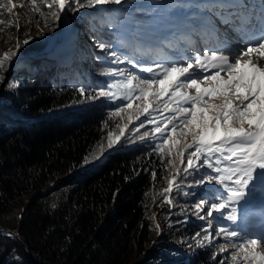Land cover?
<instances>
[{"label":"trees","instance_id":"obj_1","mask_svg":"<svg viewBox=\"0 0 264 264\" xmlns=\"http://www.w3.org/2000/svg\"><path fill=\"white\" fill-rule=\"evenodd\" d=\"M112 17L86 19L94 42L117 44L119 34L107 27ZM23 35L22 28L21 41ZM32 37L19 50L24 64L13 67L14 57L0 82V264H220L215 241L187 250L205 226L189 210L181 213L190 197L172 212L162 210L167 229L157 233L169 175L166 160L153 152L157 141L127 131L108 148L115 104L78 91L83 86L91 95L105 87L110 80L98 69L127 62L111 65L106 55L96 60L95 43L94 61L79 70L68 53L73 42L47 54L56 36ZM4 230L15 231L29 251Z\"/></svg>","mask_w":264,"mask_h":264},{"label":"snow or ice","instance_id":"obj_2","mask_svg":"<svg viewBox=\"0 0 264 264\" xmlns=\"http://www.w3.org/2000/svg\"><path fill=\"white\" fill-rule=\"evenodd\" d=\"M125 3L127 0H27V5H18L13 0H0V15L13 17L7 22L8 31H19L14 9L27 6L46 27L55 30L62 13ZM132 8L153 16L163 11L166 23L152 29L155 35L148 37L140 18L110 20L107 27L116 29L120 39L117 44L97 42L95 47L101 55L95 59L100 61L106 55L113 58L108 61L111 65L127 62L130 67H107L100 73L112 77L105 87L86 95L81 86L79 93L85 99L104 98L115 104L109 112L115 124L107 133L108 148L127 131L138 133L151 126L140 139L158 141L153 152L167 162L163 202L177 207L171 193L195 196V191L186 189L208 186L203 189L205 198L192 205L193 214L205 222L192 238L197 247L223 238L227 243L219 246L216 255L228 252L230 245L231 261L264 264V233L247 234L232 228L239 219L241 201L257 193L264 197V0L258 4L249 0H167ZM32 23L28 21L26 31ZM35 24L43 33L39 21ZM4 25L5 20L0 19V31L5 30ZM221 30L243 38L245 46L238 51L230 48L227 37L221 40ZM194 37L203 42L202 47ZM33 39L28 36L21 41L16 37L15 50L0 54V82L9 62ZM229 52L233 55L226 54ZM7 87L15 89L18 85L9 83ZM134 100L140 101L135 108ZM134 120L139 123L133 124ZM129 125H133L131 129ZM177 132L180 138H174ZM103 151L101 146L100 153ZM202 169L206 171L201 173ZM151 175L155 181L156 171ZM180 211L186 208L180 206ZM213 220L219 223L215 236ZM155 229L159 234V223Z\"/></svg>","mask_w":264,"mask_h":264},{"label":"rangeland","instance_id":"obj_3","mask_svg":"<svg viewBox=\"0 0 264 264\" xmlns=\"http://www.w3.org/2000/svg\"><path fill=\"white\" fill-rule=\"evenodd\" d=\"M14 3L16 4H25L27 5V0H13ZM167 0H127V3L123 5H115V4H106V5H96L94 7H86L80 9L78 12L72 13V12H67V13H62L61 14V21L59 22V27L55 28L53 30L50 27H46L44 25L43 20L39 17V15H32V18L30 17L31 12L28 10L27 6L25 8H16L14 9L15 17L14 19L18 21L20 25L19 31H16L15 28H13L11 31L7 30V22L9 19H13V17H10L7 13H4L0 15V19L5 20V25L3 26L5 28L4 31H0V54H2L5 51L12 50L15 45H13L12 41L18 35H20V31L22 28L24 29V37L28 36H40L44 42L47 40H51L53 36H56V41L55 43L52 44V46L48 49L47 54H52L54 53L61 45L67 46L69 43L73 42L71 49L68 51L69 55L72 57H76L79 61V70H82V68L85 67L86 62L90 63L94 61V57L92 54L93 50V45L96 43L94 42V36L91 35V30H90V24L86 19L90 16L91 18H96V19H102L105 18L106 16L115 18L118 15L122 16H134L137 18L142 19L146 26V35L148 37H152L155 35V33L152 31V29H160L164 23H166V16L164 15L163 11L160 13L156 14L153 16L152 14H146V13H141V12H136L132 8V5H141V4H155V3H166ZM47 11V9H44ZM69 20V28L66 31V33L59 38L60 31L62 30L63 27V20L67 19ZM28 21H33V23L30 25V30L26 31L25 25L28 23ZM39 21L40 27L44 29L43 33L39 31V29L36 27L35 22ZM221 40H223L225 37H227L228 41V46L232 49L239 50L240 48H243L245 45H242V40L240 38H237L235 34L231 32H224L221 30L220 33ZM197 46L202 47L203 42L200 41L198 38H193ZM167 51V50H166ZM168 55H173V53L168 52ZM228 55H233V53L229 52L226 53ZM46 55V54H44ZM48 56V55H47ZM69 62V61H67ZM24 64V58L17 56L15 58V61L13 62V67L17 66H22ZM71 65V64H69ZM121 67H130L128 64L125 66ZM107 67H101L99 68V72H102V70L106 69ZM34 67L28 68V71H34ZM147 75V74H145ZM106 79H109L110 81L112 80V77L107 76ZM109 81V82H110ZM137 104H140L139 100H134L133 101V107ZM143 120L144 117H141ZM138 123V121H135L133 124ZM151 126H148L150 128ZM170 127V126H169ZM148 128L141 129L140 132L136 133L138 138L140 139L141 134L148 130ZM174 138H180L179 137V132L174 133ZM149 140V138L145 139ZM158 143L155 142V144ZM206 170L202 169L201 173H204ZM192 180L193 178L190 177ZM199 178V177H197ZM208 186L205 185L202 188H196V189H186L190 193L192 191H195L196 195L192 196L191 194L188 196L182 195L180 192L176 197H173V194L170 196L171 198H174V203L176 204L177 202H184L187 197L189 199V202L185 204L186 209L189 210V213L191 214L192 217H195L193 214L192 210V205L197 203L199 199H204L205 195H203V189L207 188ZM181 197V198H180ZM159 207H161V210L158 212L157 218L161 220L160 226L162 230H166L167 226L165 225V221L162 218V210H167L168 212H172L174 207L170 206L169 204H159ZM207 211V207H205V212ZM167 212V213H168ZM216 216V213L213 214ZM239 219L236 222V225H232V228L237 231H242L247 234H258V233H264V197L261 196L260 193L255 194L252 196L250 199L247 201H241L239 205ZM205 224V222L203 221ZM225 223H230V222H225ZM219 227V223L216 220H213V236H215V230ZM217 245L214 246L216 249V252L219 250V246L226 244L227 241H225L223 238H216L214 240ZM188 242V241H187ZM191 247L187 245V250L194 251L197 247L195 241H190ZM189 243V242H188ZM260 251L261 249H257ZM230 251H231V246L229 245V251L220 253L219 256L221 257L222 261H224L225 264H243V261L237 260V261H231L230 259ZM248 264H251V261L248 262Z\"/></svg>","mask_w":264,"mask_h":264},{"label":"water","instance_id":"obj_4","mask_svg":"<svg viewBox=\"0 0 264 264\" xmlns=\"http://www.w3.org/2000/svg\"><path fill=\"white\" fill-rule=\"evenodd\" d=\"M12 70V67L10 69V71ZM4 85V84H3ZM2 85V87H3ZM1 233L11 237L13 240L17 241L18 243H20L21 245H23L24 248H26L29 251L28 246L24 243V241L18 236V234L15 231L12 230H4ZM8 233H11L12 235H8Z\"/></svg>","mask_w":264,"mask_h":264},{"label":"bare ground","instance_id":"obj_5","mask_svg":"<svg viewBox=\"0 0 264 264\" xmlns=\"http://www.w3.org/2000/svg\"><path fill=\"white\" fill-rule=\"evenodd\" d=\"M69 26H70V24H69L68 18L64 19L63 20V27H62V30L60 31L59 38L62 37L66 33V31L68 30Z\"/></svg>","mask_w":264,"mask_h":264}]
</instances>
